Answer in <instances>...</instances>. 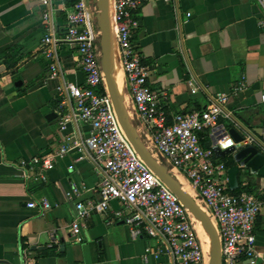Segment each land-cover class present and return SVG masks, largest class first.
Segmentation results:
<instances>
[{
	"label": "crops",
	"instance_id": "0c3cea01",
	"mask_svg": "<svg viewBox=\"0 0 264 264\" xmlns=\"http://www.w3.org/2000/svg\"><path fill=\"white\" fill-rule=\"evenodd\" d=\"M52 3L62 36L69 0ZM136 18L132 43L150 87L164 93L160 106L167 118L204 109L213 96L228 93L229 115L220 117L216 128L242 122L257 136L264 125V26L259 24L264 10L257 0H150L140 5ZM43 34L38 0H0V264H161L150 255L144 259L155 241L131 238L129 227L115 216L122 209L116 201L83 220L81 239L74 240L75 203L98 200L100 176L87 157L76 160L84 155L81 149L58 157L44 178L30 162L21 166L54 151L64 135L90 130L73 122L59 128V118L74 109V102L58 89L68 81L80 83L83 72L76 49L61 41L56 51L61 73L51 77L40 46ZM243 76L246 88L232 95ZM137 129L148 146L139 119ZM200 141H212L210 132H201ZM242 172L233 192H251L262 202L254 222L256 264H262L264 176ZM72 189L76 194L68 198ZM42 199L48 208H41Z\"/></svg>",
	"mask_w": 264,
	"mask_h": 264
},
{
	"label": "built area",
	"instance_id": "2783aa9c",
	"mask_svg": "<svg viewBox=\"0 0 264 264\" xmlns=\"http://www.w3.org/2000/svg\"><path fill=\"white\" fill-rule=\"evenodd\" d=\"M38 1L44 29L40 46L50 76L61 73L56 56L57 44L61 41L76 49L83 72L80 83L68 81L58 89L74 102V109L59 118V128L62 130L68 122H73L88 125L90 130L84 135L74 132L64 135L54 151L23 160L21 166L30 162L44 178L58 157L81 149L84 155H78L76 160L87 157L100 176L98 200L75 203L70 222L75 241L81 239L78 234L83 220L94 211L108 209L116 201L122 209H117L115 216L129 227L131 238L146 237L155 241L154 248H146L145 260L150 255L162 259L161 264H207V249L197 232L196 220L139 157L118 122L99 63L100 29L94 18L95 4L90 0H69V6L64 9L65 27L59 36L52 0ZM145 1L150 0H110L119 58L117 75L125 90L129 115L143 123L153 156L185 180L192 197L211 219L220 242L221 264H237L242 260L256 264L254 222L262 202L251 192L230 191L225 160L216 157L200 141V133L206 130L214 141L212 130L216 123L220 117L229 115L225 105L230 94H216L204 109L179 112L171 118L165 116L160 106L164 93L150 87L147 70L132 43V34L138 26L136 11ZM257 1L264 10V0ZM259 24L264 26V20ZM246 85L243 76L231 88V94L238 95ZM260 102L264 103V90ZM225 137L216 140L222 149L234 144L231 139L229 144ZM247 140L252 142L254 138L247 137ZM258 140L264 147V125ZM75 194L76 190L72 189L68 198H74ZM40 205L44 209L50 206L45 199L40 200Z\"/></svg>",
	"mask_w": 264,
	"mask_h": 264
},
{
	"label": "water",
	"instance_id": "95a60500",
	"mask_svg": "<svg viewBox=\"0 0 264 264\" xmlns=\"http://www.w3.org/2000/svg\"><path fill=\"white\" fill-rule=\"evenodd\" d=\"M91 2L97 8L94 18L100 29L98 40L100 49L99 63L118 122L139 157L179 199L194 219L201 224L208 237L207 264H221L220 242L211 219L192 195L183 189L181 182L169 170L168 166L153 156L137 129L136 119L131 118L129 115L125 104V90L123 87L118 86L116 79L119 58L114 25L110 14V0H91ZM235 124L226 128L221 126L220 133L218 128L215 127L212 130L214 141L205 143V146L210 147L216 157L229 158L227 183L231 190H235L238 187V179L243 173L242 171L264 176V147L258 140L262 128L256 129L257 136H254L250 135V131L244 123L235 122ZM225 135L229 136L227 142L230 144L231 139L234 144L222 149L216 140L223 138ZM247 137H253L254 141L248 142Z\"/></svg>",
	"mask_w": 264,
	"mask_h": 264
},
{
	"label": "bare ground",
	"instance_id": "6f19581e",
	"mask_svg": "<svg viewBox=\"0 0 264 264\" xmlns=\"http://www.w3.org/2000/svg\"><path fill=\"white\" fill-rule=\"evenodd\" d=\"M116 79H117L118 86L121 87L118 75H116ZM176 177L181 182L183 189L188 191L191 194V190H190L189 186L186 185V182H184V180L180 176L176 175ZM196 229H197V232H198V234H199V236L203 242L204 249H207L208 248V237H207L205 231L203 230L201 224L198 221H196Z\"/></svg>",
	"mask_w": 264,
	"mask_h": 264
},
{
	"label": "trees",
	"instance_id": "16d2710c",
	"mask_svg": "<svg viewBox=\"0 0 264 264\" xmlns=\"http://www.w3.org/2000/svg\"><path fill=\"white\" fill-rule=\"evenodd\" d=\"M224 160V159H223ZM226 164L229 165L230 162L228 160H225ZM230 191H234V190H230Z\"/></svg>",
	"mask_w": 264,
	"mask_h": 264
},
{
	"label": "rangeland",
	"instance_id": "374dc122",
	"mask_svg": "<svg viewBox=\"0 0 264 264\" xmlns=\"http://www.w3.org/2000/svg\"><path fill=\"white\" fill-rule=\"evenodd\" d=\"M218 158H220V157H218ZM227 160H229V158H226ZM187 185V184H186Z\"/></svg>",
	"mask_w": 264,
	"mask_h": 264
}]
</instances>
